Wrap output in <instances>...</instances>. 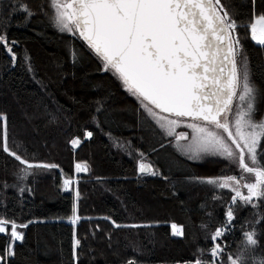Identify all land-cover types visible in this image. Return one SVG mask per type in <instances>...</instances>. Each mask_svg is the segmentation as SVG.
<instances>
[{
  "label": "trees",
  "instance_id": "obj_1",
  "mask_svg": "<svg viewBox=\"0 0 264 264\" xmlns=\"http://www.w3.org/2000/svg\"><path fill=\"white\" fill-rule=\"evenodd\" d=\"M221 3L237 23L257 93L256 116L264 119V45L250 32L264 15V0ZM0 34L15 55L0 45L7 148L29 163L56 165L33 166L22 180L26 165L3 151L0 137V213L28 224L19 228L24 238L14 242L7 264H210L217 259L211 256L215 243L223 248L220 264H229L246 231H255L258 241L248 259L264 261V199L253 198L256 207L233 203L234 192L202 182L237 173L226 161L196 162L179 153L86 42L55 27L49 0H0ZM75 138L82 142L72 147ZM141 161L157 174L141 173ZM78 163L87 171L77 173ZM173 224L182 235L172 234ZM7 240L0 235V255Z\"/></svg>",
  "mask_w": 264,
  "mask_h": 264
},
{
  "label": "snow or ice",
  "instance_id": "obj_2",
  "mask_svg": "<svg viewBox=\"0 0 264 264\" xmlns=\"http://www.w3.org/2000/svg\"><path fill=\"white\" fill-rule=\"evenodd\" d=\"M49 3L56 10L53 18L61 30L78 34L86 41L102 61L103 70L117 77L166 135L175 137L177 146L191 153L190 159L219 156L240 171L239 176L207 178L202 182L234 192L233 203L239 199L256 207L253 198L264 199V163L261 162L264 148L260 147L264 140V120L254 119L256 89L249 80L246 58L241 56L238 65L240 40L234 34L237 23L221 0H67L63 4L60 0H49ZM21 10L32 15L27 5H21ZM250 32L253 41L264 45V15H259L250 25ZM0 45L12 54L2 34ZM12 59L15 60L14 54ZM179 127L195 134L191 143L180 145V141L188 140L189 133H177ZM0 137H3V151L9 152L3 117H0ZM91 137L92 132L86 131L85 138ZM81 142L75 138L70 144L77 147ZM9 155L20 165H26L20 169L24 174L20 179L31 174L27 169L34 166L32 163L14 152ZM75 168L77 173L87 171L86 165L79 163ZM139 171L157 174L143 163ZM71 183V179L64 180L65 185ZM241 188L247 189V194ZM226 217L228 222L234 219L231 207ZM27 227V223L17 224L0 213V235L8 237L0 264H7L6 257L14 255V242L24 238L17 229ZM227 227L217 229L212 240L222 237ZM171 228L173 235L183 234L175 224ZM255 235V231L243 233L242 249L231 256L229 264H251L248 256L258 244ZM75 244L78 246L80 241L76 240ZM222 252V244L215 243L211 256L217 259L210 264H220Z\"/></svg>",
  "mask_w": 264,
  "mask_h": 264
},
{
  "label": "rangeland",
  "instance_id": "obj_3",
  "mask_svg": "<svg viewBox=\"0 0 264 264\" xmlns=\"http://www.w3.org/2000/svg\"><path fill=\"white\" fill-rule=\"evenodd\" d=\"M60 2L63 4V3H66L67 0H60ZM50 8H51V10H52V14H53V17H54V13H55L56 10L51 6V4H50ZM256 18H257V17H256ZM256 18H255V19H256ZM254 22H255V21H254ZM53 23H54L55 27H56L60 32L65 33V34L73 35L72 33H69L68 31H62L61 28H60V26L57 25V24L55 23L54 18H53ZM234 34L237 35L236 30H235V33H234ZM73 36L79 38L80 40H83L82 38L79 37L78 34L73 35ZM83 41H84V40H83ZM84 42H86V41H84ZM254 42H255V41H254ZM255 43H256V42H255ZM86 44H87V42H86ZM241 56H243V57L246 58L245 61H244V63H245L246 68H247V72H248V76H249L250 83L253 85V83H252V79H251V70H250L249 61H248V58H247V56H246V54H245V52H244V50H243V47H242V45H241V42H240V45L238 46V57H237V59H238V65H239L240 57H241ZM100 61H101V60H100ZM101 63H102V61H101ZM102 66H103V63H102ZM109 72L112 73L111 71H109ZM112 74H113V73H112ZM134 98H135V97H134ZM135 99H136V98H135ZM136 100H137V99H136ZM137 101H138V100H137ZM138 103L140 104L139 101H138ZM140 106H141V104H140ZM256 106H257V93H256V101H255V113H254V119H255L256 121L264 120L263 118H260V119L257 118V116H256V115H257V114H256ZM141 107H142V106H141ZM235 108H236V102H234V104H233V109L235 110ZM142 109L144 110L143 107H142ZM144 111H145V110H144ZM155 111H158V110H155ZM145 113H146L147 116H148L150 119H152V120L154 121V123L159 127V125L156 123L154 117H153V116H150L146 111H145ZM163 115H167V114L165 113V114H163ZM172 118H175V117H172ZM229 119H231V117H229ZM159 128H160V127H159ZM160 130L162 131V133H163L165 136H167L166 133H165V131H164L163 129L160 128ZM176 131H177V133H179V132H188V133H189V138H188V140H182V141H180V142H179L180 145H187V144L191 143L192 140L194 139V135H195V134L192 133L190 129H187V128H184V127H179V128L176 129ZM223 135L225 136V138H227V135H226V134H223ZM167 137L170 138V139H172V141H173V143H174V147L176 148V150H177L179 153H181V154H182L183 156H185L186 158L190 159L189 156L191 155V153H188L185 149H183V148H181V147H178L177 144H176L175 137H169V136H167ZM228 142L231 143L230 141H228ZM232 147H233V149H235V146H234V145H232ZM258 151H259V149H258ZM210 157L215 158V159H217V160L226 161V162L228 163L229 167H230V168H233V170L237 173V174L234 175V176H239V175H240V171H239V169L237 168V166H236L235 164H230L227 160H225V159H223V158H221V157H219V156L204 155L203 158L200 159V160H195V159H190V160H193V161L199 162V161L207 160V158H210ZM246 160H247V157H246ZM146 162H147V161H141V162L139 163V165H140L141 163L144 164V163H146ZM79 164H80V163H79ZM33 165L35 166L36 164H33ZM82 165H84V164H82ZM245 176L248 177V174H245ZM71 184H72V183H71ZM71 184H69V185H65V189H66V190H69V189L71 188ZM212 186H214V185H212ZM214 187H216V186H214ZM216 188H217V187H216ZM217 189H220V188H217ZM241 191L244 192L245 194H247V189L241 188ZM177 228H179V227H177ZM179 229H180V228H179ZM17 230L20 231L19 228H18Z\"/></svg>",
  "mask_w": 264,
  "mask_h": 264
},
{
  "label": "water",
  "instance_id": "obj_4",
  "mask_svg": "<svg viewBox=\"0 0 264 264\" xmlns=\"http://www.w3.org/2000/svg\"><path fill=\"white\" fill-rule=\"evenodd\" d=\"M146 166H150L148 162L144 163ZM145 173H148V172H145Z\"/></svg>",
  "mask_w": 264,
  "mask_h": 264
}]
</instances>
